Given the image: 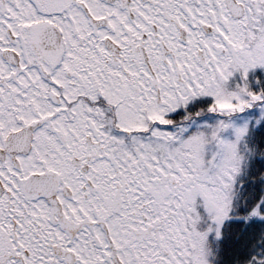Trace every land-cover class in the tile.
<instances>
[{"label":"snow or ice","instance_id":"obj_1","mask_svg":"<svg viewBox=\"0 0 264 264\" xmlns=\"http://www.w3.org/2000/svg\"><path fill=\"white\" fill-rule=\"evenodd\" d=\"M0 264H264V0H0Z\"/></svg>","mask_w":264,"mask_h":264}]
</instances>
